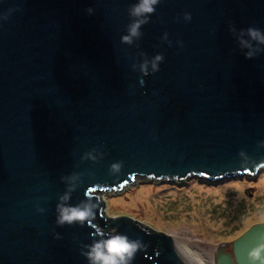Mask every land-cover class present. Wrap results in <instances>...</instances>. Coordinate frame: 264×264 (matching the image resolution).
Returning a JSON list of instances; mask_svg holds the SVG:
<instances>
[{"label":"water","instance_id":"1","mask_svg":"<svg viewBox=\"0 0 264 264\" xmlns=\"http://www.w3.org/2000/svg\"><path fill=\"white\" fill-rule=\"evenodd\" d=\"M140 2L0 0V264H98L115 237L137 244L122 264H183L169 235L105 220L97 192L264 169V43L248 35L264 0ZM60 206L90 215L60 224ZM261 243L264 222L216 262L252 264Z\"/></svg>","mask_w":264,"mask_h":264},{"label":"rangeland","instance_id":"2","mask_svg":"<svg viewBox=\"0 0 264 264\" xmlns=\"http://www.w3.org/2000/svg\"><path fill=\"white\" fill-rule=\"evenodd\" d=\"M117 190L103 191L105 220L126 216L177 241H187L202 260L256 223L264 222V169L217 179L190 174L182 179L136 176ZM147 189L146 199L137 192ZM99 194V192H97ZM216 258V254H215Z\"/></svg>","mask_w":264,"mask_h":264},{"label":"clouds","instance_id":"3","mask_svg":"<svg viewBox=\"0 0 264 264\" xmlns=\"http://www.w3.org/2000/svg\"><path fill=\"white\" fill-rule=\"evenodd\" d=\"M158 0H141L140 4L133 9L134 15H141L143 13H151L154 11L153 5H155ZM91 11V10H89ZM140 22L132 25L130 31L131 35H137V29L139 28ZM248 35L255 40H259L264 43V35H261L259 30L249 28ZM125 42H131L129 36L122 38ZM246 55L251 56L252 53H246ZM157 57L156 59H160ZM155 68V64L153 65ZM142 70L147 74L146 66H142ZM114 168L117 166H113ZM90 215L87 209H81L79 207L67 208L60 206V216L58 218V223H73L75 221L84 222ZM137 248L135 242H129L124 237H115L104 241L103 243H96L92 246L91 251L88 253L89 258L93 262H98V264H122L126 259H130ZM250 260L252 264H264V243L259 244L249 252Z\"/></svg>","mask_w":264,"mask_h":264},{"label":"bare ground","instance_id":"4","mask_svg":"<svg viewBox=\"0 0 264 264\" xmlns=\"http://www.w3.org/2000/svg\"><path fill=\"white\" fill-rule=\"evenodd\" d=\"M102 194H104L103 191L99 192V194L97 195L101 198ZM147 194H148L147 189H141L140 191L137 192V197L139 199L140 198L146 199ZM171 239L175 250L181 257L183 264H217L216 262L218 256L217 254L221 251L225 252L226 250L225 244L218 245L216 249H212V252L209 253L210 261L207 262L205 259L202 260L198 255H196L197 253L190 247L187 241H180V240L176 241L172 236ZM215 254H216V258H215Z\"/></svg>","mask_w":264,"mask_h":264}]
</instances>
